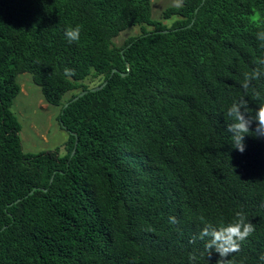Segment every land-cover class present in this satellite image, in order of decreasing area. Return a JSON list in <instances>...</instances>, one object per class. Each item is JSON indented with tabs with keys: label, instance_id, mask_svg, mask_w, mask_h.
Masks as SVG:
<instances>
[{
	"label": "trees",
	"instance_id": "16d2710c",
	"mask_svg": "<svg viewBox=\"0 0 264 264\" xmlns=\"http://www.w3.org/2000/svg\"><path fill=\"white\" fill-rule=\"evenodd\" d=\"M201 2L164 9L167 26L150 0H0V264H216L199 233L238 211L255 231L228 260L264 264V139L240 153L226 131L243 73L264 71V0ZM135 25L151 29L113 43ZM23 72L60 106L64 154L23 151ZM90 75L107 82L64 107ZM253 87L264 97V76Z\"/></svg>",
	"mask_w": 264,
	"mask_h": 264
},
{
	"label": "clouds",
	"instance_id": "9594fccd",
	"mask_svg": "<svg viewBox=\"0 0 264 264\" xmlns=\"http://www.w3.org/2000/svg\"><path fill=\"white\" fill-rule=\"evenodd\" d=\"M64 35L69 43L78 42L81 35V26L68 27ZM256 36L261 42L260 47L264 48V31L257 32ZM256 63L264 66V58L258 59ZM64 71L68 75L75 74L74 70L71 69L66 68ZM262 76H264V71L260 67L254 68L250 72H244L241 81L244 95L234 99L227 109V117L230 122L227 123L226 131L231 134L232 147L240 153L245 151L244 139L246 136L252 135L264 139V97L261 96L260 91L255 90L253 87V81L259 80ZM250 88L253 89L254 98L261 101L257 109L249 108L248 101L245 99ZM253 125H255L254 128ZM199 219L204 222L203 216ZM169 222L171 224L179 223L174 216L169 217ZM254 231V225L251 222H246L245 214L238 211L235 213V219L227 225L217 228L205 223V227L199 233V239L206 240L204 248L208 256H211L213 250L219 254L220 259L216 261V264H231L228 257L239 252L241 242L250 237ZM259 259L264 261V255H261ZM196 260L197 256L195 254L189 255L190 262L194 264Z\"/></svg>",
	"mask_w": 264,
	"mask_h": 264
},
{
	"label": "rangeland",
	"instance_id": "374dc122",
	"mask_svg": "<svg viewBox=\"0 0 264 264\" xmlns=\"http://www.w3.org/2000/svg\"><path fill=\"white\" fill-rule=\"evenodd\" d=\"M150 1L151 17L170 26L176 17L165 19L162 13L167 7L179 6L181 0ZM142 27L151 29V27L142 25L128 27L113 38V43L116 46H121L128 38L140 34ZM100 79L101 77L90 75L83 80V83L91 88L96 86ZM16 80L20 86V92L14 97L11 110L21 125L19 135L23 151L38 153L59 148L60 154H64L66 150L63 145L67 138V132L58 121L60 106L50 105L44 100L41 90L33 82L30 72L19 73ZM71 93H65L63 100L67 99Z\"/></svg>",
	"mask_w": 264,
	"mask_h": 264
},
{
	"label": "water",
	"instance_id": "95a60500",
	"mask_svg": "<svg viewBox=\"0 0 264 264\" xmlns=\"http://www.w3.org/2000/svg\"><path fill=\"white\" fill-rule=\"evenodd\" d=\"M203 1H204V0H202L201 3H203ZM190 25H191V23H190L188 26H190ZM115 71H116V69L113 68V69L111 70V73H110V74H113ZM121 75H125V73H121ZM106 82H107V81H103V82H102L101 84H99V85H96V86H93V87H91V88H89V89H85V90L80 91V92H79L76 96H74L71 100L65 102V103H64V107H66V106L68 105L69 102H72V101L76 100L77 98H79V97L83 96L84 94H86L89 90H90V91H96V90L101 89V88L106 84ZM74 152H75V147H74L73 150L71 151L70 156H72V155L74 154ZM51 180H52V177H51V179H50V182H51ZM33 190H34V189H32V190L29 192V194H31V193L33 192ZM18 200H19V199H17L15 202H17Z\"/></svg>",
	"mask_w": 264,
	"mask_h": 264
}]
</instances>
